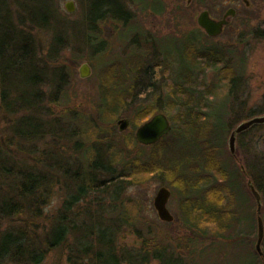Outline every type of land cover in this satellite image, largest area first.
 <instances>
[{"label": "rangeland", "instance_id": "374dc122", "mask_svg": "<svg viewBox=\"0 0 264 264\" xmlns=\"http://www.w3.org/2000/svg\"><path fill=\"white\" fill-rule=\"evenodd\" d=\"M89 1L49 0L51 14L46 22L45 12L41 15L38 10L28 9L33 5L31 0H18L21 8L29 12L18 10L20 17L14 20L5 12L11 10L12 18L14 17L17 8L13 7V0H0V15L3 14L4 17L0 18V45H8L14 39L22 40V37H25L35 47L37 63L49 62L50 66H53L54 59L49 61L46 54L57 33L61 34L66 45L58 67L69 71L67 83L59 94L49 80L37 78L33 92L36 96L34 102L39 104L37 112L12 111V102L18 92L8 89L7 83L0 82V89L2 87L6 90V98L0 102V141H6L4 145L6 147H1L0 157L8 154L11 162L19 168L17 172L25 169L34 174L45 175L51 186L49 202L41 214L40 224L45 222L50 224L58 216L62 201L66 195L71 194L74 187L68 183L69 178L63 176V167L69 166L72 171L75 169L84 171L87 160L90 161L84 151L87 148L98 150L104 156L108 154L110 148L117 149L122 158L113 170L123 174L122 176H125L123 166L129 159L137 156H141L140 160L144 162L149 159L151 154L148 147L131 148L132 146L128 145V138L134 137L135 130L140 125L136 121L138 115L135 113L142 108V110L151 108L171 120L175 113L169 108L168 94L176 85L183 82L182 74L185 73L191 79L187 83L190 87L186 107L194 109V114L199 115L201 130L206 132L205 135L211 143L215 142L217 146L215 155L222 160L224 163L222 165L232 175L226 185L234 195L235 206L242 222L238 228L241 233L236 236L238 239L233 241L225 239V234L219 237L206 234L202 235L204 239H200L199 242L189 244L186 240L191 239L192 235L181 219L180 209L183 201L181 198L183 183L179 181L180 185H174L171 176L154 173L138 185L122 183V192L114 210L120 211L123 202H131L139 211V220L138 226L125 225L120 228L118 243L139 248L142 242L149 240L153 234L163 247L169 251L173 250L174 255L184 264H258L253 257L256 255L254 251L258 217L256 205L249 187H246V181L249 180L243 178L241 183L242 179L234 171L231 159L239 172L240 169L245 172L243 167L247 169V164L255 163L256 158L261 160L262 165L264 164V125L253 130L243 140H237L236 161L229 154L227 143L230 133L240 124L264 116V113L257 115L258 110L264 109V0H135L142 2L141 4L133 3V0H110L121 5L129 17L126 23L117 21L98 24L102 44L99 43L94 48L102 51L100 57L93 56L92 48L86 47L84 42V35L88 33L84 15ZM68 2L73 3V13H67L64 8ZM152 8L155 10L161 8V11L157 13ZM228 9H233L235 16L229 18L228 27L219 37L208 38L197 27L195 20L201 11H208L213 20H218ZM42 16L46 23L39 26ZM18 20L23 22L19 27L21 38H17L18 30L10 29L17 25ZM189 46L200 50L199 52L218 48L231 51L232 55L214 68L208 66L203 57L190 65L182 63L180 59L183 51ZM164 57L165 64L162 60ZM82 64H87L91 71L86 79L78 78V67ZM111 66L124 68V83L119 90L128 91L129 98L130 96L133 98L128 99L127 106L113 121L106 118L100 120L102 103L100 97L102 86L105 84L101 75ZM231 71L233 77L236 75L232 85L228 83ZM19 81L12 79L9 84L13 87ZM63 94L65 97L61 98ZM25 118H32L33 123L38 120L44 129L42 138L27 145L24 140L22 142L13 136V130L20 122H24ZM119 119L129 121V127L122 133L118 132L116 126ZM88 121L100 127L102 131L98 132L95 138L84 142L80 136L84 133ZM170 124L174 126L171 122ZM48 126L69 127L73 135L70 136L71 131L68 130L67 136L64 133L55 137L54 133H50ZM176 126L180 127L179 124ZM187 139L179 140L173 145L172 152H179L184 146L191 150L199 149L198 142L192 144L191 141L190 145H187ZM240 141L242 149L238 143ZM48 152L50 156H42L41 162L36 164V157ZM178 159L179 156L176 160ZM102 163L105 165V162ZM249 170L255 177L254 170L251 168ZM259 173L263 179L264 166ZM206 175L207 173L203 172L201 179H205ZM11 181L9 178L6 182L5 176H0V202L5 195H9L8 186L11 188L14 186ZM208 186L207 191L211 189L220 191L222 182ZM262 186L264 190V183ZM162 187L171 194L166 208L173 217V222L169 224L159 221L153 208L154 196ZM259 204H261L259 215L264 228L262 196ZM110 208L109 193H91L72 208L69 217L76 222L86 221V214L103 215L108 219L107 213L111 211ZM211 232L213 233V230ZM69 243H72L71 237ZM64 254L66 249L54 251L44 264H60V259L64 262L66 259ZM261 254L263 257L264 238Z\"/></svg>", "mask_w": 264, "mask_h": 264}, {"label": "trees", "instance_id": "16d2710c", "mask_svg": "<svg viewBox=\"0 0 264 264\" xmlns=\"http://www.w3.org/2000/svg\"><path fill=\"white\" fill-rule=\"evenodd\" d=\"M31 1L33 5L28 9L38 10L41 15L45 12L47 22L51 14L49 0ZM133 3L141 4L142 2L133 0ZM13 4V7L17 8L13 18L11 10L5 11L12 20L20 17L18 10L29 12V10L21 8L22 5L18 4V0H13ZM145 4L147 6V2ZM152 9L157 13L161 11V8ZM30 15L33 16L32 13ZM84 16L88 27L87 35H84V42L86 47L92 48V55L95 57H100L102 54V51L94 48L95 45L102 44L98 24L117 21L126 23L129 17L121 5L110 0H90ZM0 18H4L3 14L0 15ZM46 22L43 16L40 17L39 26ZM20 23L23 22L18 20L17 25L10 28L18 30L17 38H21ZM31 23L33 24V22ZM144 45L147 47L146 43ZM65 47L61 34L57 33L46 54L49 61L54 59L53 66H50L49 62L37 63L35 47L25 37H22V40L14 39L8 45H0V82L7 83L8 89L18 92L12 102V111L35 113L39 110V104L34 102L36 96L33 93L37 78H46L52 83L54 90L61 94L67 83L66 79L69 78V71L58 67ZM199 51L189 46L180 56L181 62L193 65L197 63V59L203 57L204 62L214 68L224 63L227 57L231 58L232 55L231 51L218 48ZM162 60L165 64L166 58L164 57ZM136 67L138 68V65ZM229 69L232 70L230 67ZM123 72V67L120 69L111 66L101 75L105 84L102 86V96L100 97L102 102L100 120L106 118L113 121L119 112L127 106L128 99L133 98L132 96L129 98L128 91L119 90V87L124 83ZM235 77L236 75L234 74L233 77L231 71V78L228 82L230 85L234 83ZM182 78L183 82L176 85L175 89L168 94L169 108L175 113L170 120L174 126H171L168 135L149 148L151 154L149 159L146 162L140 160L141 156L129 159L123 166L125 176H122L123 174L113 170L122 158L117 149L110 148L108 154L104 156L98 150L87 148L84 151L90 161L87 160L84 171H80V169L72 171L69 166L63 167V176L69 178L68 183L74 187L71 194L66 195L62 201L58 216L50 224L47 222L40 224L41 214L49 202L48 197L51 192L47 177L25 169L17 172L19 168H16L17 165L11 162L8 154L5 157H0V176H5L6 182L11 178V182L14 183L12 188L8 186L9 195H5L0 202V264H44L52 252L61 249H66V254H64L66 259L64 262L60 259V264H184L178 259V256L174 255L173 250L169 251L168 248L163 247L153 234L150 235L149 240H144L139 248L118 243L121 234L120 228L125 225H137V220H139V211L130 201V203L123 202L120 211L114 210L115 203L122 192V183L138 185L154 173L171 176L174 185H180L179 181L183 183L181 191L183 201L180 205L181 219L192 238L195 239H187L189 244L199 242L200 239H204L202 235L206 234L215 237L225 234V239L227 238L229 241L238 239L236 236L241 233L238 228L242 222L235 206L234 195L226 185L232 175L222 165L224 164L222 160L215 155L217 147L215 142L211 143L208 136L205 135L206 132L201 130L199 115L194 114V109L186 107V102L189 99L187 93L190 87L187 83L191 79L185 73L182 74ZM12 79L20 81L16 86L11 87L9 83ZM0 91L2 102L6 98V90L1 87ZM178 95L180 96L178 97ZM63 97L65 94L61 98ZM142 109L135 113L138 115L136 121L139 122V126L158 113L151 108ZM263 113L264 109L258 110L257 115ZM176 124H179L180 127H177ZM48 128L50 133L55 134V137L64 135V133L67 136L68 130L71 131L69 127L65 128L64 126H48ZM43 131V126L38 120L33 123L32 118H25L24 122H20L13 130V136L22 142L24 140L27 145L33 140L37 141L42 138ZM101 131L100 127L88 121L80 138L84 142H88ZM69 133L70 136L73 135L72 131ZM185 138H188L187 145H190L191 141L192 144L198 142L199 149L191 150L188 149V146H184L179 152L173 153V145ZM12 139L13 137L10 140ZM128 140V145L132 146L131 148L141 147L133 137ZM5 142L0 141V151H2L1 147H6L4 146ZM42 156L48 157L50 153L37 156L36 164L41 162ZM177 156H179L178 160H176ZM100 161L105 162V165ZM231 162L234 171L243 183V176L239 174L240 172L232 159ZM203 172L207 173L205 179H201ZM250 173L247 168L246 174L252 178V184L255 185V179ZM218 182H222L220 191L215 189L207 191L208 185ZM256 186L264 203V190L261 188L263 186L260 187L258 184ZM91 193H109L111 197V211L107 213L109 218L98 214H86V221L76 222L71 219L69 216L72 208ZM3 225L5 227L2 228ZM70 237L72 243H69Z\"/></svg>", "mask_w": 264, "mask_h": 264}, {"label": "water", "instance_id": "95a60500", "mask_svg": "<svg viewBox=\"0 0 264 264\" xmlns=\"http://www.w3.org/2000/svg\"><path fill=\"white\" fill-rule=\"evenodd\" d=\"M72 2H68L64 5V8L67 13H73L74 6H72ZM235 15V11L233 9H228L224 16L221 19L213 20L209 12L206 10L201 11L197 17H196V25L200 29V31H203L206 37L208 38H217L222 33L225 27L229 25V18H233ZM78 74L80 79H86L90 76L91 71L89 66L86 64H82L80 67H78ZM0 102H1V94H0ZM1 104V103H0ZM264 125V116L261 117H255L248 121H245L244 123L240 124L229 136L228 138V150L229 154L232 157H235V142L237 136L245 131H248L249 129L253 127H260ZM116 126L118 128V132L122 133L124 132L127 127H129V121L127 119H119L116 122ZM171 131V125L166 116L163 114H156L153 115L152 118H150L148 121H146L144 124L139 126L135 133H134V139L138 145L141 147H152L153 145L157 144L163 137L168 135V133ZM249 190L251 192L252 197L254 198V202L256 205V213L258 215L257 217V240H256V246L255 250L259 255L261 254V244L264 238V228H263V221L260 218V210H261V204L260 203V196L259 194L253 189V187L249 184ZM170 192L166 188L162 187L160 188L153 199V208L157 214L158 220L162 223H172L173 217L168 212L167 203L170 198Z\"/></svg>", "mask_w": 264, "mask_h": 264}, {"label": "flooded vegetation", "instance_id": "af4514ba", "mask_svg": "<svg viewBox=\"0 0 264 264\" xmlns=\"http://www.w3.org/2000/svg\"><path fill=\"white\" fill-rule=\"evenodd\" d=\"M246 6H247V3L245 2L244 3ZM235 16V15H234ZM228 27V26H227ZM227 27H225V28H227ZM224 28V29H225ZM224 29H222L223 30V32H224ZM256 128H259V127H253V128H251V129H249L248 131H245V132H242V133H240L238 136H237V138H236V142H237V140L239 139H242L243 140V138L244 137H246L247 135H249L253 130H255ZM232 133V132H231ZM230 133V134H231ZM241 140V141H242ZM238 142L239 144H240V146H241V149H242V142ZM235 142V143H236ZM235 161L237 160L236 159V155H235V157H232ZM261 162V160L259 159V158H256L255 159V163H253V164H251V165H248L247 163V168H251V169H253L254 170V175H255V177H254V179H255V183L256 184H258V186H262L263 185V183H264V178L263 179H261V174L259 173L260 171H261V168H262V164L260 163ZM243 170L245 171V172H243L242 171V169H240V172H241V174H242V176H243V178L245 179L246 178V180L248 179L249 181H246V187H248V184L247 183H249L252 187H253V189L259 194L260 192H258V187L256 186V184L255 185H253L252 183H253V180H252V178L250 177V176H248L247 174H246V171H247V169H245V167H243ZM243 172V173H242ZM250 194V193H249ZM259 196H260V198H261V195L259 194ZM255 203V202H254ZM257 234V233H256ZM256 240H257V237H256ZM254 251H255V253H256V255H254L253 257H255V259L257 260V263L258 264H260V263H262V264H264V262H263V257L261 256V255H259L257 252H256V250H255V246H254ZM260 256V257H259Z\"/></svg>", "mask_w": 264, "mask_h": 264}, {"label": "bare ground", "instance_id": "6f19581e", "mask_svg": "<svg viewBox=\"0 0 264 264\" xmlns=\"http://www.w3.org/2000/svg\"><path fill=\"white\" fill-rule=\"evenodd\" d=\"M0 93H1V91H0Z\"/></svg>", "mask_w": 264, "mask_h": 264}]
</instances>
